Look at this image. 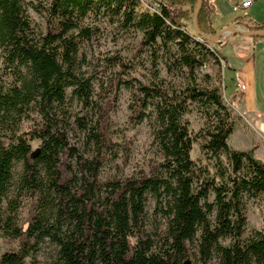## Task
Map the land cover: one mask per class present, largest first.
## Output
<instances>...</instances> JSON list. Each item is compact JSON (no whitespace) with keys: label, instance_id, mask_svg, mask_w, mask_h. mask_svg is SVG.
<instances>
[{"label":"trees","instance_id":"trees-1","mask_svg":"<svg viewBox=\"0 0 264 264\" xmlns=\"http://www.w3.org/2000/svg\"><path fill=\"white\" fill-rule=\"evenodd\" d=\"M177 1L149 10L139 0H0V234L17 241L0 264H264V229H249L246 214L248 199L264 200V160L231 144L238 119L221 86L198 81V67L224 58L222 41L211 46L205 36L217 31L212 1L198 11L201 33L187 20L197 0ZM107 26L141 36L129 60L106 57L101 76L96 64L88 69L83 46ZM143 49L151 54L147 80L128 74ZM159 59L188 82L163 77ZM121 87L130 91V122L148 121L159 159L101 178L119 144L109 109ZM73 100L86 111L74 118L87 155L68 137ZM194 103L206 116L199 134L186 116ZM199 135L214 171L192 156ZM26 202L24 226L17 216ZM46 240L54 252L41 262Z\"/></svg>","mask_w":264,"mask_h":264},{"label":"rangeland","instance_id":"rangeland-1","mask_svg":"<svg viewBox=\"0 0 264 264\" xmlns=\"http://www.w3.org/2000/svg\"><path fill=\"white\" fill-rule=\"evenodd\" d=\"M32 1L35 4L38 0ZM139 1L140 8L155 10L156 5L160 0ZM189 3L191 2L182 0L177 1L176 5L178 8L182 6L187 7ZM198 3L199 0H197L195 5L192 7L194 13H191V16L187 18L188 22H190V25L194 26L195 28V16L197 13L198 22V11L200 10L199 8L197 11ZM209 5L211 6V4ZM226 11L232 18L237 15L242 16L244 14V12L241 10H234L233 5L229 4V2L226 4ZM28 12L32 19L38 24V26L41 28L45 27V19L42 12L38 11L32 4L28 5ZM197 26L199 28V25ZM224 26L225 25H219L216 23L217 31L209 34H215L220 31L221 28L225 29L226 27ZM140 36V32L131 33L122 30L118 31L117 29L113 28V26H107L100 37L90 40L83 46V49L87 53V58L91 60V64L88 66V69H94V65L96 64V70L93 71H96L98 75L102 76L104 71L102 70L103 68L101 66L104 64V59L106 57L116 54L119 55L123 60H129L132 54L136 51ZM226 39L227 38L223 33L220 38L213 40L210 45L215 46L217 41H224ZM136 57V62L129 69L128 74L143 80H147L151 74L150 70L152 67L150 51H148V49H143L138 52ZM230 62L232 64L228 65L223 57H211L206 64L197 68L199 77L198 81L206 85L219 84L222 88L225 101L226 103L228 102V107L238 119V127H245L246 129H251L256 133L259 132L264 137V130H260L258 126L257 121L259 117L250 115L248 112L246 114L243 113L245 109L252 111L256 110V108H261V110L264 111V98H261V96H258L257 98L252 87L249 86V81H251L253 77V67L255 64L254 62H251L250 65L248 64L242 68V71H244L243 73L246 72L248 74L247 88L244 93L238 91L236 88V81L238 77L235 69L238 68V66H234V64L237 63L234 55H231ZM158 67L160 69V74L163 77L171 78L177 86L185 85L188 82V74L186 72L177 71L175 69H167L164 61L161 59H159ZM110 70L111 69L108 68L106 73L108 74ZM257 71L258 74L264 72V62L261 63V60L258 62ZM206 73L208 75H205ZM130 97L131 95L129 89L121 87L113 101V106L109 109V117L111 121L110 131L112 139L118 141L119 144L116 146L117 152L115 156L112 155V153H108L109 155L107 154L108 157L101 167V178H108L114 175L124 176L133 173L140 168L147 169L151 160L159 159V154L156 153L155 147L152 144V133L148 121L143 120L137 124H132L130 122ZM229 101L231 104H229ZM69 110L71 114L69 120L70 126L68 129L69 140L70 142L74 143L81 152L87 155L91 148L83 143L85 138L84 132L74 118L75 115H85L86 111L81 106V104L75 100L71 102ZM87 115H89V113H87ZM186 116L189 119L192 133L199 134L206 121V116L202 108L194 103L191 105V110L186 114ZM251 133L253 132L247 130L244 131V135H242L238 130L231 136V141L235 145L237 143H242L241 147H245L247 146L245 144H247V142L249 143L252 139L253 135ZM202 139L203 138L200 135L197 137L193 146L192 156L202 163L209 164L212 171H214V160H209L202 151ZM32 145L33 147L36 146L37 141H33ZM249 148L256 147L254 145ZM27 209V202L18 209L17 222L23 224L24 226L28 211ZM246 214L249 219V229H264V200L261 197L250 198L247 200ZM16 246L17 241L15 239L0 234V253L5 249H12ZM53 252L54 245L46 240L41 244L37 253V258L41 262L48 261L52 257Z\"/></svg>","mask_w":264,"mask_h":264},{"label":"crops","instance_id":"crops-1","mask_svg":"<svg viewBox=\"0 0 264 264\" xmlns=\"http://www.w3.org/2000/svg\"><path fill=\"white\" fill-rule=\"evenodd\" d=\"M213 13H212V25L216 29V23L219 25H225L224 27H228L229 25H235L236 23L240 25L242 28L250 30H258L255 28L259 23L264 22V0H252L251 5L243 11L244 14L242 16L238 15L235 17H231L230 14L226 11V4H232V0H211ZM233 5V4H232ZM235 10V9H234ZM226 11V12H225ZM223 27V28H224ZM222 29V28H221ZM227 38L222 41L220 45V50L224 59L228 63V65L232 64L230 62L231 55H234L237 63L234 66H238L235 69L237 72V76L242 75L248 78V74L242 71L246 65H250L251 62H254L253 67V77L251 81H249V86L252 87L255 92V96H261L264 98V72L258 74L257 65L261 60V63L264 62V34L263 35H249L246 33L233 32L231 34H224ZM235 63V62H234ZM242 71V72H241ZM243 73V74H242ZM245 105V104H244ZM246 108V107H245ZM247 110V109H245ZM247 112L250 115L258 116V126L260 130H264V111L261 108H256V110H250ZM262 113V114H261ZM261 126H260V125ZM263 127V128H262ZM240 131V134L244 135V131H252L251 133L252 139L250 142L245 145V147H241L242 143H237L236 145L232 143L231 138L230 142L234 147L247 149L251 146L255 145V154L257 157L264 160V137L259 132H254L251 129H246L245 127H238L235 129L233 134L237 131ZM231 134V136L233 135ZM246 143V142H244Z\"/></svg>","mask_w":264,"mask_h":264},{"label":"built area","instance_id":"built-area-1","mask_svg":"<svg viewBox=\"0 0 264 264\" xmlns=\"http://www.w3.org/2000/svg\"><path fill=\"white\" fill-rule=\"evenodd\" d=\"M252 3V0H232V4H233V7L235 10H241V11H245ZM235 27H237L238 29H241L243 31H249V28L247 29H244L242 28L240 25H238L237 23L235 24ZM231 34L232 32L231 31H225L224 34ZM237 90L240 91V92H244L245 93V90L247 88V80H246V77L242 76V75H239L237 76ZM229 104H231V102L229 101ZM244 114L247 113V110H244L243 112Z\"/></svg>","mask_w":264,"mask_h":264},{"label":"water","instance_id":"water-1","mask_svg":"<svg viewBox=\"0 0 264 264\" xmlns=\"http://www.w3.org/2000/svg\"><path fill=\"white\" fill-rule=\"evenodd\" d=\"M201 3H202V0H199L198 7H197V11L201 7ZM195 24H196V28H197L198 32L201 33V31L199 30V28L197 26L198 25V22H197V13H196V16H195ZM228 30L231 31V32L246 33V34H249V35H263L264 34V28L263 29H258V30L243 31V30L238 29L237 27H235V25H229L225 29H221L220 31H218L215 34H212V35L205 34V36L208 37V38H210V39H212V40H216V39L220 38V36L225 31H228Z\"/></svg>","mask_w":264,"mask_h":264}]
</instances>
